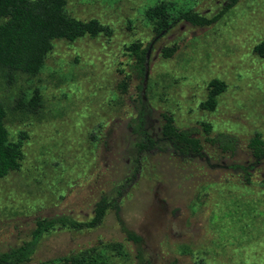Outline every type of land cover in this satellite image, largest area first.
<instances>
[{
	"label": "rangeland",
	"instance_id": "rangeland-1",
	"mask_svg": "<svg viewBox=\"0 0 264 264\" xmlns=\"http://www.w3.org/2000/svg\"><path fill=\"white\" fill-rule=\"evenodd\" d=\"M159 2L211 17L225 0H64L66 14L94 18L109 34L54 39L33 76L0 66L5 127L11 140L24 134L19 167L0 178V251L30 241L37 218L89 219L104 196L117 200L138 244L108 208L93 228L44 232L23 264H65L87 254L109 264H264V163L248 181L232 166L251 160L246 142L255 132L264 138V54L253 51L264 36V0H239L205 26L178 21L152 40L144 12ZM151 40L145 109L125 47ZM170 46L173 54L163 57ZM213 78L224 88L207 109L200 104ZM35 91V110L15 107ZM140 112L142 130L155 140L162 113L171 114L199 138L203 154L181 157L160 141L161 148L138 153ZM201 122L211 124L210 136L235 135L234 154L204 141Z\"/></svg>",
	"mask_w": 264,
	"mask_h": 264
},
{
	"label": "trees",
	"instance_id": "trees-1",
	"mask_svg": "<svg viewBox=\"0 0 264 264\" xmlns=\"http://www.w3.org/2000/svg\"><path fill=\"white\" fill-rule=\"evenodd\" d=\"M239 0H225L221 10L211 17H206L193 10L172 12L169 5L159 2L148 7L144 16L151 23L155 40L164 34L178 21L188 22L195 26H205L217 21L225 12L233 7ZM110 30L100 24L96 19L91 18L83 21L76 19L64 10V0H0V66L8 71H19L28 75H36L42 68L47 53L52 49V41L56 38L74 39L84 35L95 36L98 34H109ZM148 45L143 46L140 41L131 42L125 47L128 56L132 61V67L141 78L139 100L142 108L148 106L145 101V82L148 68ZM175 46L165 47L161 50L163 57L173 54ZM253 51L259 55L264 54V36L253 46ZM128 77L125 76L118 84L119 88L125 91ZM206 99L200 104L202 107L212 109L215 106V97L223 88L224 83L213 78L208 82ZM27 105L35 110L39 105L37 91L27 102L18 99L15 107L21 108ZM162 124L159 130V137H153L143 131V112L138 115V128L141 130V139L136 142L135 150L144 153L158 147L156 142L160 141L166 149L172 153L188 157L191 155H202L203 148L198 137L193 136L190 129H180L174 124V119L169 113H162ZM5 109L0 103V178L20 165L22 157L21 138L11 140L4 124ZM204 132V141L215 146L221 153L234 154L237 148L238 139L230 133L218 132L213 136L209 133L212 126L208 122H201ZM246 148L251 160L247 163H233L235 169H239L248 181L250 171L256 164L264 163V138L259 132H255L246 142ZM108 208H113L117 220L120 222L126 239L133 243H139L140 237L124 227L118 215V205L115 198L109 199L104 196L96 201L93 207L92 216L84 221L75 220L65 216L51 218H37L32 229V238L25 244L0 251V264H23L31 252L33 245L44 232L55 227H67L72 230L89 229L97 226ZM65 264H109L108 259L100 254H87L74 257ZM148 264V263H146Z\"/></svg>",
	"mask_w": 264,
	"mask_h": 264
}]
</instances>
